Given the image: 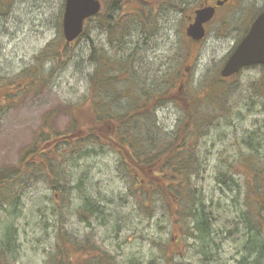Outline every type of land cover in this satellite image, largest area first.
I'll return each instance as SVG.
<instances>
[{
    "label": "rangeland",
    "instance_id": "1",
    "mask_svg": "<svg viewBox=\"0 0 264 264\" xmlns=\"http://www.w3.org/2000/svg\"><path fill=\"white\" fill-rule=\"evenodd\" d=\"M180 1L176 9H154L146 20L138 21V31L129 30L120 45L125 53L134 54L142 73L153 77L164 70L173 83L168 95L163 96L169 100L155 106L153 114H145L164 131L148 133L147 137L155 140L156 151L169 132L176 129L183 138L186 128L193 130L191 123L183 120L186 103L198 99V93L210 82L207 71L221 66L222 58L235 44V36L243 31L235 28L241 30L255 9L263 5V0H227L235 7L226 13L220 9V41L209 38L194 45L185 41V28L187 17L202 0ZM63 4L64 0H11L8 14L0 16V79L34 65L39 68L38 75L46 77L13 96L14 101L0 110V169L19 163L44 129V122L49 131H67L72 120L69 107L79 106L88 95V74L94 69L89 57L91 47L109 56L115 54L109 51L107 33L95 21L88 25L87 36L67 44L62 54L66 43L62 34ZM132 7L131 1L119 12L123 22L133 14L128 12ZM46 48L59 51V55L37 57ZM263 74L259 67H249L226 80L225 98L232 105L229 115L234 118L230 120L233 124L220 117L202 136L185 134L204 166L192 179L202 192L212 223L213 233L203 242L195 236L198 232L188 238L180 233L178 224L167 214L168 203L160 202L159 193L144 187L148 193L144 201L143 191H138L144 185L134 182L141 170L133 164L124 168L112 145L84 141L70 147L58 143L52 149L50 143L52 150L46 152L45 162L52 161L53 172L22 176L27 183L16 187V205L0 206V247L4 248L0 264H166V259H170L169 264H264L262 221L253 212L249 229L242 219L248 188L257 184L256 171H264ZM115 100L125 105L123 97L120 102L117 97ZM152 106L150 102L138 109L151 113ZM145 121L139 119L137 125L145 131L152 129ZM77 134L82 135L83 130H77ZM139 135L144 138L143 133ZM135 148L141 150L144 145L136 144ZM251 159L260 164H248ZM58 170L61 172L56 173ZM223 172L227 173L225 179L221 177ZM85 204L96 207L82 214ZM256 241L263 245L260 256L252 248Z\"/></svg>",
    "mask_w": 264,
    "mask_h": 264
},
{
    "label": "trees",
    "instance_id": "2",
    "mask_svg": "<svg viewBox=\"0 0 264 264\" xmlns=\"http://www.w3.org/2000/svg\"><path fill=\"white\" fill-rule=\"evenodd\" d=\"M131 1L134 3V8L132 7L128 12L133 14L129 19H123L125 21L123 22L119 12L122 11L125 4ZM131 1L100 0L101 9L99 13L85 21L84 30L77 41L81 37L87 36L88 25L95 21L96 25L107 33L111 44L109 51L115 54L109 56L106 51L97 49L94 46L91 47L89 57L94 62V69L92 73L88 74V95L79 106L69 107L68 110L72 120L67 126V131L62 133L49 131L46 128L48 124L44 122L42 127L44 129L29 149L21 155L19 163L15 166L10 165L7 168L0 169V206L10 205L14 207L16 205L19 199V188L16 187L24 186L27 183V178L24 181L23 177L30 173L32 176H37L42 171L53 172L52 161L47 159L49 163L45 162V158H48L46 152L56 149L58 143L70 147L79 145L84 141H87V143L99 142L101 144L106 142L109 146L112 145L111 149L120 156L124 168L133 164L141 170L137 171L139 174H136L134 182L144 185L141 190H138L143 191L144 194L141 197L144 201L148 198V193L144 190V187L153 189L155 194L159 193L161 195L159 197L160 202L162 204L168 203L167 214L178 224L176 226L180 233L188 238L194 236V232H198V235L195 234V236L203 242L206 237L211 236L213 233L212 223L202 192L197 189L192 179L195 175H198L204 166L202 167L200 163V155L190 147L191 139L185 138V134L202 136L210 126L220 120V117L225 121H229L227 123L234 119L232 114L229 115V110L232 109L230 100L225 98L228 87L226 82L220 78L218 72L212 70L210 82L207 85L205 84V92H199L198 99L191 98L186 103L188 108L183 120L187 121L186 124L191 123L193 130L190 128L185 129L183 126L181 128V130L185 129L183 138L180 137L179 131L176 129L169 132L167 134L168 139H163L160 150L156 151L155 140L149 139L150 137H147L148 133H152L154 130L160 134L164 131L159 128L154 119L149 121L145 114H153L155 106L169 100V97L163 96L168 95V90L173 83L164 70L159 75H153V77L146 71L142 73L132 57L134 54L131 52L125 53L120 49V45L124 38L128 37L129 30L137 29L138 21L146 20L147 15L154 9H159V11L162 7L176 9L181 1ZM10 2L11 0H0V16L8 14ZM64 44L62 54H65L67 48V43ZM116 53H121L123 56L117 57ZM58 55L59 51L51 52L49 48H46L37 57L50 56L56 58ZM37 72H39V68L34 65L32 69L25 68L13 77H2L0 79V110L4 104L14 101L13 96L17 97L24 93L35 84L36 80L46 78L41 74L38 75ZM250 95H252L251 92ZM115 97L119 99L118 102L123 97L125 105L120 106L117 104ZM142 102L146 103L142 104ZM150 102H153L151 113L139 112L138 108L140 106L144 107ZM142 118L149 121L146 127L152 129L145 131L143 126L139 127L137 125V121ZM231 124L233 123L231 122ZM80 129L83 130L82 135L77 134V130ZM140 133H143L144 138L140 137ZM41 142L43 143L40 144ZM50 143L52 149L48 147ZM140 143L144 145V149L136 151L135 145ZM251 147L249 146L250 149ZM251 161L254 162L251 165L260 164L259 160L257 162L254 159L248 160V164ZM257 167V170H260V166ZM139 169L137 168V170ZM57 172H61V170ZM221 177L225 179L227 173L223 172ZM255 177L257 184L248 188V194L245 198L247 210L242 215V219L245 220L249 229L252 228V222L254 221L251 217L253 212L258 215L264 228V171H256ZM217 180L220 183V178H217ZM230 180H232L231 182L234 181L233 179ZM12 186L14 188L9 191ZM60 186L63 190L68 189L66 186ZM142 186L140 185L138 188L140 189ZM86 201L88 202V199H85ZM92 205L93 207L85 204L80 212L82 214L91 212L96 207V205ZM214 233H216L215 230ZM218 234H220V231ZM2 244L0 242V246ZM253 246L257 251V255L260 256L263 245L258 241L252 245V248ZM0 252H4V248L0 247ZM169 260L166 259V264H169Z\"/></svg>",
    "mask_w": 264,
    "mask_h": 264
},
{
    "label": "water",
    "instance_id": "3",
    "mask_svg": "<svg viewBox=\"0 0 264 264\" xmlns=\"http://www.w3.org/2000/svg\"><path fill=\"white\" fill-rule=\"evenodd\" d=\"M99 10V0H65L62 32L66 41L77 38L83 30L84 20L97 14ZM213 12L212 7L196 10L195 21L187 27L186 34L193 39H201L204 36L203 23L212 17ZM254 64L264 67V10L254 19L247 34L230 54L220 75L229 77L239 69Z\"/></svg>",
    "mask_w": 264,
    "mask_h": 264
},
{
    "label": "flooded vegetation",
    "instance_id": "4",
    "mask_svg": "<svg viewBox=\"0 0 264 264\" xmlns=\"http://www.w3.org/2000/svg\"><path fill=\"white\" fill-rule=\"evenodd\" d=\"M225 4L226 5H229V6H232V7L233 6L235 7V4L234 3H228L227 0H202L201 2H199L197 8H199V7H205V6H213L214 9H215L214 10V14H213L211 20H209L208 22H205L203 24V28H204V32H205L204 37L201 40H198V41L191 40L189 38L188 43L194 44V45H195V43L196 44L197 43L203 44L209 38H215L216 40L220 41V38H221L220 36H222V28H220V25H219L220 24V8L223 7ZM193 19H194V11L191 13L190 16L187 17V20L189 21L188 24L192 23L193 22ZM216 19L219 20L218 23H217V26L215 25L214 27H211V25L216 21ZM245 30H244V32H245ZM237 31L240 33L242 30H237ZM229 54H227L225 57H228ZM225 57H223L222 60H221L222 65L224 64ZM253 67H259L261 70H263V67L262 66H258L257 65V66H253ZM245 70H247V69L245 68L242 71H245ZM218 72H219V70H218Z\"/></svg>",
    "mask_w": 264,
    "mask_h": 264
}]
</instances>
